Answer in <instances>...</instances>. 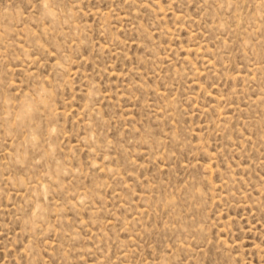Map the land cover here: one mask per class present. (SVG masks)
I'll list each match as a JSON object with an SVG mask.
<instances>
[{
	"label": "rangeland",
	"instance_id": "374dc122",
	"mask_svg": "<svg viewBox=\"0 0 264 264\" xmlns=\"http://www.w3.org/2000/svg\"><path fill=\"white\" fill-rule=\"evenodd\" d=\"M0 264H264V0H0Z\"/></svg>",
	"mask_w": 264,
	"mask_h": 264
}]
</instances>
